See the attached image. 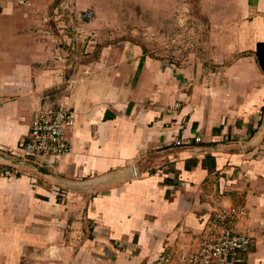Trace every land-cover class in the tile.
<instances>
[{
	"label": "crops",
	"instance_id": "obj_1",
	"mask_svg": "<svg viewBox=\"0 0 264 264\" xmlns=\"http://www.w3.org/2000/svg\"><path fill=\"white\" fill-rule=\"evenodd\" d=\"M23 1L0 0V167L16 175H0V264H162L196 251L221 207L252 239L240 264H264V0H228L212 65L162 66L136 45L67 69L35 31L44 6ZM60 106L73 151L11 165L38 110Z\"/></svg>",
	"mask_w": 264,
	"mask_h": 264
},
{
	"label": "rangeland",
	"instance_id": "obj_2",
	"mask_svg": "<svg viewBox=\"0 0 264 264\" xmlns=\"http://www.w3.org/2000/svg\"><path fill=\"white\" fill-rule=\"evenodd\" d=\"M36 2L44 6L46 13L44 12L43 18L46 23L48 22L43 27L40 18V28L35 29L43 39L40 44L47 45V49L51 48L57 55L58 53L62 55L58 60H63L64 69L69 68L70 65V68L81 65L82 58L96 56L102 47L123 48L136 45L143 49L144 61L157 60L162 66L174 64L180 67L190 58L192 62H196L197 57L205 60L206 64L212 65L217 50L224 52L227 46L225 38L229 35L227 25L230 21H234V12L228 0H37ZM92 2L93 7L87 6ZM34 3V0H25L21 5H25L26 9L32 7ZM87 11L93 14L91 19L85 17ZM28 14L32 15L30 11ZM29 23L30 29L32 22ZM36 50L39 51L38 48ZM11 157L22 158L19 149L11 153ZM42 158L59 157L37 156L32 161L39 163ZM203 238L204 236L200 239L198 249L193 253L190 254L189 251V254H186L185 250H181L182 254L176 253L171 260L167 257L162 264H189L190 259L200 250ZM28 262V264H52L49 260L40 261L35 255Z\"/></svg>",
	"mask_w": 264,
	"mask_h": 264
},
{
	"label": "built area",
	"instance_id": "obj_3",
	"mask_svg": "<svg viewBox=\"0 0 264 264\" xmlns=\"http://www.w3.org/2000/svg\"><path fill=\"white\" fill-rule=\"evenodd\" d=\"M93 14L86 12L91 19ZM76 113L60 106L55 110L40 109L33 119L29 136L19 144L21 159L32 161L37 156L62 157L73 151L68 131L75 125ZM197 141H201L197 139ZM177 146H192L190 140L176 141ZM0 175L16 176L11 169H2ZM239 215L235 208L221 207L211 220L212 226L204 235L200 250L189 264H240L252 245L250 236L238 229Z\"/></svg>",
	"mask_w": 264,
	"mask_h": 264
},
{
	"label": "trees",
	"instance_id": "obj_4",
	"mask_svg": "<svg viewBox=\"0 0 264 264\" xmlns=\"http://www.w3.org/2000/svg\"><path fill=\"white\" fill-rule=\"evenodd\" d=\"M259 64L264 72V43L258 44L257 51H256ZM142 66V63H140V67Z\"/></svg>",
	"mask_w": 264,
	"mask_h": 264
},
{
	"label": "water",
	"instance_id": "obj_5",
	"mask_svg": "<svg viewBox=\"0 0 264 264\" xmlns=\"http://www.w3.org/2000/svg\"><path fill=\"white\" fill-rule=\"evenodd\" d=\"M21 161V162H20ZM24 161L23 160H13L12 161V164L11 165H13V166H16V164L17 165H21V163H23ZM26 167H28V168H31V169H35V170H37V171H40V172H42V168L41 167H38V166H36V165H32V164H30V163H23Z\"/></svg>",
	"mask_w": 264,
	"mask_h": 264
}]
</instances>
